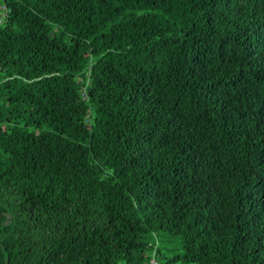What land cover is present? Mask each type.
<instances>
[{
    "label": "trees",
    "instance_id": "1",
    "mask_svg": "<svg viewBox=\"0 0 264 264\" xmlns=\"http://www.w3.org/2000/svg\"><path fill=\"white\" fill-rule=\"evenodd\" d=\"M0 20V264H264V0Z\"/></svg>",
    "mask_w": 264,
    "mask_h": 264
},
{
    "label": "built area",
    "instance_id": "2",
    "mask_svg": "<svg viewBox=\"0 0 264 264\" xmlns=\"http://www.w3.org/2000/svg\"><path fill=\"white\" fill-rule=\"evenodd\" d=\"M0 21H1V20H0ZM150 263H151V264H155L153 258L150 259Z\"/></svg>",
    "mask_w": 264,
    "mask_h": 264
},
{
    "label": "water",
    "instance_id": "3",
    "mask_svg": "<svg viewBox=\"0 0 264 264\" xmlns=\"http://www.w3.org/2000/svg\"><path fill=\"white\" fill-rule=\"evenodd\" d=\"M4 215L6 216L7 219L9 218V215L8 214L4 213Z\"/></svg>",
    "mask_w": 264,
    "mask_h": 264
},
{
    "label": "rangeland",
    "instance_id": "4",
    "mask_svg": "<svg viewBox=\"0 0 264 264\" xmlns=\"http://www.w3.org/2000/svg\"><path fill=\"white\" fill-rule=\"evenodd\" d=\"M172 244H174V243H172Z\"/></svg>",
    "mask_w": 264,
    "mask_h": 264
}]
</instances>
